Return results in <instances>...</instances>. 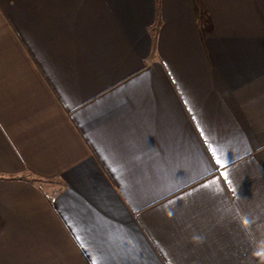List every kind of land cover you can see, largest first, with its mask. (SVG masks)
<instances>
[{"label":"crops","instance_id":"1","mask_svg":"<svg viewBox=\"0 0 264 264\" xmlns=\"http://www.w3.org/2000/svg\"><path fill=\"white\" fill-rule=\"evenodd\" d=\"M0 264H264V0H0Z\"/></svg>","mask_w":264,"mask_h":264}]
</instances>
